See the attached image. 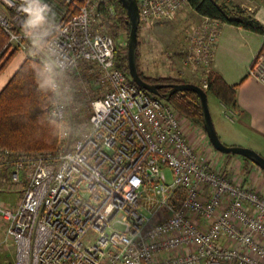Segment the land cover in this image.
I'll list each match as a JSON object with an SVG mask.
<instances>
[{
    "label": "built area",
    "instance_id": "1",
    "mask_svg": "<svg viewBox=\"0 0 264 264\" xmlns=\"http://www.w3.org/2000/svg\"><path fill=\"white\" fill-rule=\"evenodd\" d=\"M186 2L138 0L139 26ZM111 15L122 16L108 0H0L10 42L38 45L32 57L54 90L47 111L63 124L56 151L0 147V187L18 198L0 200V245H12L14 264H264V189L116 66L100 24ZM205 18L188 61L209 71L220 22ZM249 74L264 83V51ZM84 102L91 114L77 128Z\"/></svg>",
    "mask_w": 264,
    "mask_h": 264
},
{
    "label": "trees",
    "instance_id": "2",
    "mask_svg": "<svg viewBox=\"0 0 264 264\" xmlns=\"http://www.w3.org/2000/svg\"><path fill=\"white\" fill-rule=\"evenodd\" d=\"M110 2L122 14L121 17H117L119 18L118 20H112L118 26L127 24V12L121 1L110 0ZM187 2L202 17H208L221 23L264 34V25L241 6L220 2L219 0H187ZM8 39V33L0 23V73L14 56V52L12 53L10 50ZM261 51H264V47ZM115 63L118 68L130 76L128 52L123 54L117 48L115 51ZM140 74L149 83L185 82L184 80L170 78L152 80L142 73ZM236 89L237 85H230L221 74L212 71L208 78V89L205 90L208 93V97L213 95L227 108L234 110L237 104ZM168 91L166 88H161V95L158 97L166 100L164 94ZM52 100L50 77L45 67L34 59H26L0 91V145L14 150L56 147V138H58L57 121L55 119L52 120L46 110ZM168 101L174 105L178 112L203 127V110L197 93L193 91L175 92ZM225 155L238 156L243 158L246 164H252L250 160L242 156Z\"/></svg>",
    "mask_w": 264,
    "mask_h": 264
},
{
    "label": "rangeland",
    "instance_id": "3",
    "mask_svg": "<svg viewBox=\"0 0 264 264\" xmlns=\"http://www.w3.org/2000/svg\"><path fill=\"white\" fill-rule=\"evenodd\" d=\"M108 1L109 3H111L110 0ZM223 2L232 3L231 1H227V0ZM111 16L114 17L113 18L114 21L119 19L117 18L118 17L117 15L115 16L111 15ZM113 20L109 21L106 19H102L100 20V24L101 26L105 28V30L109 31L111 35L113 34L112 36H114V33H115L114 41L116 44V49L118 48L119 51L123 54L127 53L128 52L129 26L128 24L118 26ZM208 21L209 20L206 19L205 17L199 16L189 6L188 2H186L184 7L178 13L177 16L173 18H169V19L160 18V19L154 20L153 22H150V24L144 25L142 27L139 26L137 64H138V69L140 73H142L144 76L152 80L170 78V79L184 80L185 82H193V83H196L202 86L204 89L207 90L208 89V78H209L210 73L212 71H216L219 74H221L216 64L213 62V65L209 69V71H206V70L202 71L198 68L197 69L194 68L188 61V57L190 56V53H191V45H190L191 43L189 41L190 31L195 27H199L200 25L202 26L206 24ZM222 24L223 23L221 22L220 24L218 23L219 29H220V35L222 32L221 27H223ZM220 35H219V38H220ZM8 36H9L8 44L10 46V50L12 51V53L14 52V56L17 54V52L20 51V52H23L24 55H26V59L31 58V59H34L36 62L38 61L37 59L32 57L33 55H36L35 52H38L39 48L36 47L38 45L28 42L27 47H26L27 49L23 50L21 43L10 42L9 33H8ZM218 44H219V40H218ZM38 63L40 62L38 61ZM50 91H51V97L53 99L54 90L51 86V78H50ZM92 92H93V95H95V92L94 91ZM208 101H209V107H210V111L212 114V118L216 124L218 120L216 118L217 108L218 106H221L220 105L221 102L213 95H210L208 97ZM47 107H46V110H47ZM90 114H91V106L88 102H84V104L81 105V110L77 114V115H80V117L76 121L77 128L84 127L83 124L86 125ZM180 115H181L182 121L184 120L183 122L184 129L186 131H190V133L193 134L192 136L194 137V141H196L197 143L203 142L206 146H208V148H210L211 151L219 155L222 161L225 163V166L227 168H231L232 171L240 172L247 179H249L250 175H252V181L253 182L257 181V183H260L262 188L264 189V171L262 169H260L258 166H256L253 163L246 164L244 159L241 157L228 156V155H225L217 151L212 146L208 138V135L205 132L203 127L193 122L187 116L181 113ZM226 115H227V112L225 113L224 111V118L226 117L225 119L227 120L229 118ZM48 116L52 120L55 119L54 117H51L49 113H48ZM55 120L57 121V125H58V130H57L58 138H56L57 143H56V147L54 148L34 149V150H14V149H10V148H7L1 145L0 147L3 149H8L9 151L23 152V153L36 152V151H56L58 150L60 146V136L63 130L62 129L63 124H61L57 119ZM223 142L226 143L227 145L244 146L240 144H230V143H227L226 141H223ZM245 147H248V146H245ZM262 154L264 156V152ZM166 174H167V178L170 180L171 171L169 169L166 170ZM9 189H10L9 187H6L4 185L0 187V200H5V201H10L12 203H15L18 200V198L16 197L17 194L10 191ZM0 264H14V248L12 247V245H10L7 242H3L0 245Z\"/></svg>",
    "mask_w": 264,
    "mask_h": 264
},
{
    "label": "crops",
    "instance_id": "4",
    "mask_svg": "<svg viewBox=\"0 0 264 264\" xmlns=\"http://www.w3.org/2000/svg\"><path fill=\"white\" fill-rule=\"evenodd\" d=\"M220 2L226 0H219ZM241 6L264 25V0H227ZM199 15V14H198ZM200 16V15H199ZM214 63L230 85H237L233 118H224L228 108L220 104L215 124L221 140L264 152V83L249 74L256 55L264 47V34L223 23ZM26 59L23 52L10 60L0 73V91ZM214 121V120H213ZM263 155V154H262ZM256 186L262 188L260 183Z\"/></svg>",
    "mask_w": 264,
    "mask_h": 264
},
{
    "label": "water",
    "instance_id": "5",
    "mask_svg": "<svg viewBox=\"0 0 264 264\" xmlns=\"http://www.w3.org/2000/svg\"><path fill=\"white\" fill-rule=\"evenodd\" d=\"M124 9L127 12L129 26L128 37V64L129 74L132 80L141 88L145 89L149 93L156 96H160L161 88H170V90L164 94L166 100L170 99V96L175 92L180 91H193L197 93L201 100L203 110V128L208 135V138L212 146L223 154H233L242 156L250 160L253 164L258 166L264 171V156L255 149L239 145H227L224 143L216 129L212 114L209 107L208 93L200 85L193 82L183 83H149L141 76L137 64V47H138V30L140 20V10L138 0H120Z\"/></svg>",
    "mask_w": 264,
    "mask_h": 264
},
{
    "label": "flooded vegetation",
    "instance_id": "6",
    "mask_svg": "<svg viewBox=\"0 0 264 264\" xmlns=\"http://www.w3.org/2000/svg\"><path fill=\"white\" fill-rule=\"evenodd\" d=\"M166 89L170 90V88H167V87H166Z\"/></svg>",
    "mask_w": 264,
    "mask_h": 264
}]
</instances>
